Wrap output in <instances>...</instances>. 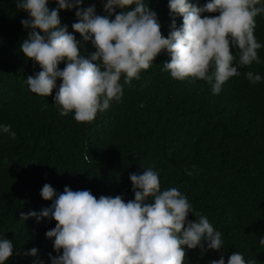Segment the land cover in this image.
<instances>
[{"label": "trees", "instance_id": "1", "mask_svg": "<svg viewBox=\"0 0 264 264\" xmlns=\"http://www.w3.org/2000/svg\"><path fill=\"white\" fill-rule=\"evenodd\" d=\"M15 2L0 0V124L15 133L0 132V237L13 242L5 264H31L37 257L23 253L32 247L44 264H49L48 253L57 255L52 239L45 237L56 221L20 217L52 204L40 195L45 183L57 194L68 186L90 190L97 198L119 194L127 202L134 198L129 174L147 168L157 171L162 191L175 187L188 199L196 214L189 212L188 220L206 216L222 234L219 250L185 246L184 264H209L221 255L227 262L231 252H240L251 264H264L259 244L264 236V14L254 18L260 63L239 67L240 74L224 82L218 94L202 79L177 80L161 71L170 59L162 50L140 71V79L124 83L121 76L119 100H111L92 121L78 122L71 112L59 114L55 88L46 97L28 88L25 80L40 68L20 49L30 29L22 27L27 12ZM190 2L199 7L206 0ZM144 3L156 12L166 38L172 22L168 0ZM91 4L97 15H108L101 0H83L80 7ZM55 6L49 0V7ZM120 11L116 8L109 19ZM59 17L87 58L95 48L72 29L75 8L60 10ZM175 23L179 27L182 17L177 15ZM230 51L238 57V50L230 46ZM63 67L60 62L58 68ZM248 71L262 79L251 83ZM60 82L57 78V86Z\"/></svg>", "mask_w": 264, "mask_h": 264}, {"label": "clouds", "instance_id": "2", "mask_svg": "<svg viewBox=\"0 0 264 264\" xmlns=\"http://www.w3.org/2000/svg\"><path fill=\"white\" fill-rule=\"evenodd\" d=\"M101 3L108 15H97L95 4L80 7L83 0H55L52 8L49 0L15 2L18 9L27 12L28 18L20 21L22 27L30 29L20 49L40 68L25 82L31 92L45 97L55 88L54 104L61 116L71 112L78 122L92 121L111 100L121 98V76L124 83L140 79V71L148 69L162 50L170 59L163 62L161 71H168L177 80L202 79L213 94H218L230 77L240 74L239 67L260 63L257 49L261 44L254 36V18L264 14V0H206L199 7L190 0H168L172 22L166 38L156 12L144 0ZM129 6L133 7L129 10ZM73 8L77 20L72 29L95 48L87 58L68 26H61L59 11ZM116 8L121 11L110 20ZM205 12L218 15L202 17ZM177 15L182 17L179 27ZM230 46L238 50V57ZM60 62H64L62 69L58 68ZM245 75L251 83L262 79L252 71ZM57 78L61 79L59 86ZM0 132L15 136L7 124H0ZM129 179L134 198L127 202L119 194L97 198L90 190L73 191L68 186L57 194L49 184L42 186L41 197L51 199L52 204L39 213L21 212L20 217L56 221L45 232L57 253H48L49 264H184L185 246L222 248L221 232L206 216L188 220L189 212L196 217L192 205L175 187L162 191L157 171L147 168L139 175L130 173ZM259 244L264 246V236ZM12 252L13 242L0 237V264H5ZM23 254L37 257L31 264H44L36 247ZM209 264L251 261L246 262L240 252H231L227 262L221 255Z\"/></svg>", "mask_w": 264, "mask_h": 264}]
</instances>
